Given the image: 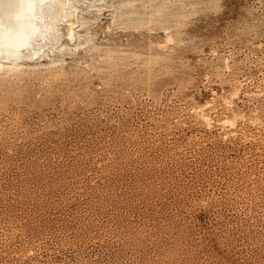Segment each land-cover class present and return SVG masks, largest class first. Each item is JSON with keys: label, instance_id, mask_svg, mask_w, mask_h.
Instances as JSON below:
<instances>
[{"label": "rangeland", "instance_id": "rangeland-1", "mask_svg": "<svg viewBox=\"0 0 264 264\" xmlns=\"http://www.w3.org/2000/svg\"><path fill=\"white\" fill-rule=\"evenodd\" d=\"M79 2L0 62V264H264V0Z\"/></svg>", "mask_w": 264, "mask_h": 264}, {"label": "bare ground", "instance_id": "bare-ground-1", "mask_svg": "<svg viewBox=\"0 0 264 264\" xmlns=\"http://www.w3.org/2000/svg\"><path fill=\"white\" fill-rule=\"evenodd\" d=\"M77 3L79 0H0V62L36 56L46 42L58 38V24ZM69 34L72 40L77 36L73 24Z\"/></svg>", "mask_w": 264, "mask_h": 264}]
</instances>
